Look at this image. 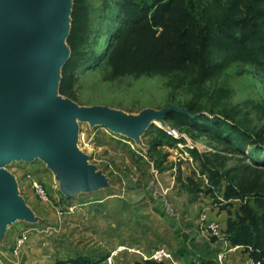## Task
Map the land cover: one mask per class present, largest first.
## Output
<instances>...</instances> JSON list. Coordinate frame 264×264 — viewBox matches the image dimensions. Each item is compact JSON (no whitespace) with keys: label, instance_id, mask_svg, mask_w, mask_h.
Returning a JSON list of instances; mask_svg holds the SVG:
<instances>
[{"label":"rangeland","instance_id":"374dc122","mask_svg":"<svg viewBox=\"0 0 264 264\" xmlns=\"http://www.w3.org/2000/svg\"><path fill=\"white\" fill-rule=\"evenodd\" d=\"M118 1L85 0L87 44L97 55L107 49L108 28L118 23ZM73 4L74 0H66V33L62 40L66 59L70 56L66 38ZM98 66L77 70L76 99L58 93L56 97L79 107L106 108L126 118H136L147 109L178 108L172 99L182 96L183 91L168 88L165 78H113L107 68ZM61 67L54 69L59 77ZM238 71L236 64L219 69L206 83L212 99L203 101L210 108L215 90L223 89L226 97L222 105L213 107L214 111L227 109L245 128H258L264 120L259 121L260 108L253 104L263 99L264 83L256 73L251 77ZM233 107H240L242 113L229 112ZM244 116L249 122L243 120ZM169 125L164 122L161 127ZM152 126L133 139L104 125L75 121L72 143L84 164L100 178L94 186L66 190L54 167L40 157L14 158L1 166L0 172L31 216L17 215L2 222L0 264L69 263L77 256H106L102 264H140L160 248L171 255L167 264L215 261L225 244L203 230L214 223L222 237L228 211L235 219L239 204L233 201L225 210L215 204L206 192L202 163L189 150L220 154L226 159L225 168L236 165L239 155L230 154L222 144L196 131L178 128L181 139L171 147L153 151L148 132ZM235 254L242 255L241 248Z\"/></svg>","mask_w":264,"mask_h":264},{"label":"trees","instance_id":"16d2710c","mask_svg":"<svg viewBox=\"0 0 264 264\" xmlns=\"http://www.w3.org/2000/svg\"><path fill=\"white\" fill-rule=\"evenodd\" d=\"M116 9L118 23L108 28L107 49L97 55L87 44L86 2L74 0L66 38L70 56L61 67L58 94L76 99L77 70L95 65L107 68L113 78L163 77L168 88L181 89L183 97L172 100L187 114L172 111L164 122L178 130L196 131L239 155L236 165L225 168L226 159L220 154L189 150L202 163L206 192L215 204L225 210L238 201L235 219L228 211L223 241L240 246L246 259L264 264V123L248 129L234 121L227 109L214 111L226 97L223 89L215 90L210 108L203 101L212 99L206 83L229 64H236L238 72L248 76L256 73L264 83V0H119ZM253 106L260 108L259 121L264 120V97ZM229 112L242 110L233 107ZM148 132L153 151L178 141L155 125ZM105 257L77 256L59 264H102ZM200 261L171 264H218L216 259ZM168 262L144 260L140 264Z\"/></svg>","mask_w":264,"mask_h":264},{"label":"water","instance_id":"95a60500","mask_svg":"<svg viewBox=\"0 0 264 264\" xmlns=\"http://www.w3.org/2000/svg\"><path fill=\"white\" fill-rule=\"evenodd\" d=\"M65 7L66 0H0V167L14 158L40 157L71 190L100 181L73 146L76 120L138 139L152 125L162 128L168 113L187 112L147 109L126 118L56 97L61 76L54 69L67 61ZM17 215L30 217L31 212L0 172V231L4 220Z\"/></svg>","mask_w":264,"mask_h":264},{"label":"built area","instance_id":"2783aa9c","mask_svg":"<svg viewBox=\"0 0 264 264\" xmlns=\"http://www.w3.org/2000/svg\"><path fill=\"white\" fill-rule=\"evenodd\" d=\"M164 131L166 133V135H168L169 137H172L174 139H181L183 137V135L175 128H172L170 126H167L166 128H164ZM218 226L215 225L214 223L208 225L203 232H208V236L209 235H213V236H217V238L222 239V237H220L218 235ZM223 243L225 244V246H223L222 250L220 252H218L217 256H216V261L218 264H222L223 262H225L226 257L228 254L231 253H235L238 249H240V246H229L227 244V242L223 241ZM144 260H154L156 262H163V261H171V255L170 253L163 248L157 249L155 250L149 257H144ZM242 264H262L261 261H255L251 258H247Z\"/></svg>","mask_w":264,"mask_h":264},{"label":"crops","instance_id":"0c3cea01","mask_svg":"<svg viewBox=\"0 0 264 264\" xmlns=\"http://www.w3.org/2000/svg\"><path fill=\"white\" fill-rule=\"evenodd\" d=\"M235 253L228 254L224 264H242L241 261L244 260L243 258H245V256L247 254H244V255L240 254V255L237 256ZM242 256H243V258H242Z\"/></svg>","mask_w":264,"mask_h":264},{"label":"bare ground","instance_id":"6f19581e","mask_svg":"<svg viewBox=\"0 0 264 264\" xmlns=\"http://www.w3.org/2000/svg\"><path fill=\"white\" fill-rule=\"evenodd\" d=\"M159 125H161V124H159Z\"/></svg>","mask_w":264,"mask_h":264}]
</instances>
